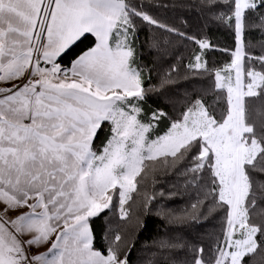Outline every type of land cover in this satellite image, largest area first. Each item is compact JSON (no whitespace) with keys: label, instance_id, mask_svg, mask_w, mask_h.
Listing matches in <instances>:
<instances>
[{"label":"snow or ice","instance_id":"1","mask_svg":"<svg viewBox=\"0 0 264 264\" xmlns=\"http://www.w3.org/2000/svg\"><path fill=\"white\" fill-rule=\"evenodd\" d=\"M0 264H264V0H0Z\"/></svg>","mask_w":264,"mask_h":264},{"label":"trees","instance_id":"2","mask_svg":"<svg viewBox=\"0 0 264 264\" xmlns=\"http://www.w3.org/2000/svg\"><path fill=\"white\" fill-rule=\"evenodd\" d=\"M223 39V37H221ZM178 206V205H177Z\"/></svg>","mask_w":264,"mask_h":264}]
</instances>
